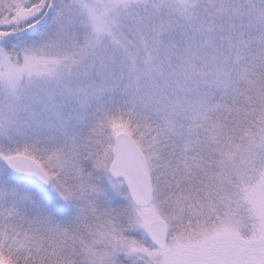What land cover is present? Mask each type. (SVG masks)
Wrapping results in <instances>:
<instances>
[{
	"label": "snow or ice",
	"instance_id": "snow-or-ice-1",
	"mask_svg": "<svg viewBox=\"0 0 264 264\" xmlns=\"http://www.w3.org/2000/svg\"><path fill=\"white\" fill-rule=\"evenodd\" d=\"M0 264H264V0H0Z\"/></svg>",
	"mask_w": 264,
	"mask_h": 264
}]
</instances>
